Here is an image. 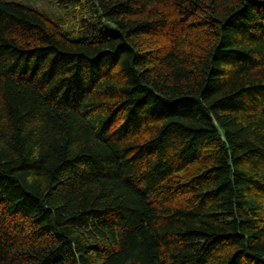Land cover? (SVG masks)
I'll use <instances>...</instances> for the list:
<instances>
[{"label":"trees","instance_id":"obj_1","mask_svg":"<svg viewBox=\"0 0 264 264\" xmlns=\"http://www.w3.org/2000/svg\"><path fill=\"white\" fill-rule=\"evenodd\" d=\"M75 1L0 0V264H264V0Z\"/></svg>","mask_w":264,"mask_h":264},{"label":"rangeland","instance_id":"obj_2","mask_svg":"<svg viewBox=\"0 0 264 264\" xmlns=\"http://www.w3.org/2000/svg\"><path fill=\"white\" fill-rule=\"evenodd\" d=\"M20 2L25 6L43 12L52 19L60 18L63 23L69 24V26L76 23L78 27L79 11L83 13V16H88V7L82 9L77 6L75 0H20Z\"/></svg>","mask_w":264,"mask_h":264}]
</instances>
